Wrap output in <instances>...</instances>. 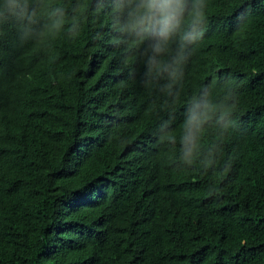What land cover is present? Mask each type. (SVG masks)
Masks as SVG:
<instances>
[{
    "label": "trees",
    "instance_id": "1",
    "mask_svg": "<svg viewBox=\"0 0 264 264\" xmlns=\"http://www.w3.org/2000/svg\"><path fill=\"white\" fill-rule=\"evenodd\" d=\"M92 2L0 25V264H264V3L206 0L178 89L145 57L113 59ZM202 91L223 119L185 143ZM92 186L99 199L69 206Z\"/></svg>",
    "mask_w": 264,
    "mask_h": 264
},
{
    "label": "clouds",
    "instance_id": "2",
    "mask_svg": "<svg viewBox=\"0 0 264 264\" xmlns=\"http://www.w3.org/2000/svg\"><path fill=\"white\" fill-rule=\"evenodd\" d=\"M42 3L43 0H0V25H15L27 31L36 23ZM92 3L96 4L88 11L87 26L104 19L106 43L121 48L113 59L121 63L126 55L145 57L146 74L171 80L172 86L179 89L182 81L177 79L180 75L185 77L182 66L204 34L209 16L206 0H93ZM252 3H264V0H252ZM109 6H115L117 14L111 19L99 17ZM61 23L57 20L51 27L59 29ZM97 82L100 92L109 96L116 87L106 77ZM15 107L11 108L16 110ZM218 110L207 99V92L194 97L183 110L186 113L183 141L192 140L195 132L214 119H223V114L217 117ZM215 127L220 128L218 124Z\"/></svg>",
    "mask_w": 264,
    "mask_h": 264
},
{
    "label": "snow or ice",
    "instance_id": "3",
    "mask_svg": "<svg viewBox=\"0 0 264 264\" xmlns=\"http://www.w3.org/2000/svg\"><path fill=\"white\" fill-rule=\"evenodd\" d=\"M246 12H247L246 9H242L240 12L236 13V15L232 18V21L230 23L233 27V30H236L237 28H239V26L241 24L244 23V21L246 19ZM81 147L82 146H77V148L73 149V151L79 152ZM89 148H90V146H89ZM86 155H87V151L81 152L80 153L81 159L83 157H85ZM69 162H71V156L69 158ZM69 174H72V173H69ZM101 193H102L101 188H99L97 186H92V187L88 188L87 190H85L84 192L78 193L73 198V200L70 202L69 206L78 207L85 202L97 200V199H99Z\"/></svg>",
    "mask_w": 264,
    "mask_h": 264
}]
</instances>
